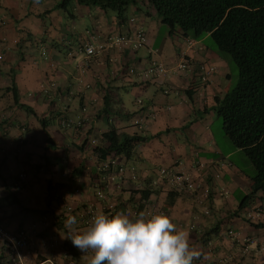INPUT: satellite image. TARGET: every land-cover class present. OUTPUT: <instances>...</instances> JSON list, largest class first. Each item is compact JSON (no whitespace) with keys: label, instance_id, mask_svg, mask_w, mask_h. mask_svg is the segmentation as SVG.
<instances>
[{"label":"crops","instance_id":"crops-1","mask_svg":"<svg viewBox=\"0 0 264 264\" xmlns=\"http://www.w3.org/2000/svg\"><path fill=\"white\" fill-rule=\"evenodd\" d=\"M61 1L0 0L4 19L0 24V196L12 192L21 203L0 206V217L10 228L27 229L30 244L24 264H88L90 253L75 247L78 256L73 258L64 245H72L65 237L64 220L76 215V230H82L78 215L87 204L107 214L108 202L114 205V214H125L131 207L141 211L147 202H155L178 228L189 231L190 243L202 250L196 264L213 259H224L222 264H264V252L242 253L239 242L227 233L232 229L239 237L263 239L264 196L259 198L258 193L237 208L251 187L252 175L230 159L241 149L212 128L213 98L229 89L230 75L224 56L207 42L208 34L170 35L168 26L142 0L128 6L129 14L121 22L97 5ZM137 27L146 34L140 49L114 45L92 58L82 51L93 37L102 42L110 34ZM181 51L194 65L214 66L210 83L200 84L196 71L190 77L171 70ZM150 59L164 64L168 72L142 78L139 71ZM126 91L133 94L130 108L124 105ZM142 106L151 109L154 118L138 132L132 121ZM77 117L85 118L82 126L60 124ZM110 127L145 139L120 155L124 177L103 184L99 181L103 158L97 146L104 145L100 136ZM177 161L189 171L203 164L200 172L210 186L206 202L210 214H204L188 193H180L167 205L168 190L150 184L159 166ZM131 168L134 180L128 177ZM21 171L26 178L19 182ZM100 188L107 200L96 197ZM221 188L228 190L226 196L216 192ZM143 190L149 191L147 196ZM248 211L258 214L248 217ZM0 264L9 263L0 258Z\"/></svg>","mask_w":264,"mask_h":264},{"label":"trees","instance_id":"trees-1","mask_svg":"<svg viewBox=\"0 0 264 264\" xmlns=\"http://www.w3.org/2000/svg\"><path fill=\"white\" fill-rule=\"evenodd\" d=\"M70 1L88 6L97 5L104 10L110 8L115 11L119 22L125 19L127 7L138 2V0H62L61 4ZM142 2L154 11L160 22L168 26L170 35L191 33L194 37H201L207 33L214 48L219 53L220 51L228 53L237 66L235 85L221 96H214L212 108L221 119L224 135L236 148L244 151L255 169L251 177V187L237 206L238 209L243 208L248 201L258 197V193L262 194L259 198L264 196V0H142ZM15 100L17 102V99ZM42 120L43 118L40 122L43 127ZM100 139L104 141V145H98L97 148L99 156L104 158L110 152L127 155L135 144L143 141L145 137L110 127L101 133ZM148 193L149 191L144 192L143 195L147 196ZM179 194L180 192L168 190L166 204L171 205ZM3 205L21 206V203L14 193L8 192L0 196V206ZM5 227L12 231L20 228L13 229L7 225ZM64 245L73 258L78 256L73 245L67 242ZM6 255L7 251L1 245L0 258L5 259Z\"/></svg>","mask_w":264,"mask_h":264},{"label":"built area","instance_id":"built-area-1","mask_svg":"<svg viewBox=\"0 0 264 264\" xmlns=\"http://www.w3.org/2000/svg\"><path fill=\"white\" fill-rule=\"evenodd\" d=\"M4 23V19L0 18V24ZM187 43L191 44V40L187 39ZM146 44V34L144 29L137 27L134 29H129L124 33H118L114 35H108L104 41L100 42L95 37L89 39L85 42L83 46V53L87 58H92L99 55L109 46H119L131 48L133 50L140 49ZM195 69V70H194ZM214 66L206 63L193 64L190 58L184 51H181L179 54L178 61L174 64L171 69L175 73L183 72L189 74L190 77L194 76L196 71V79L200 84H207L211 81V75L214 71ZM133 68H129V72H133ZM168 70L161 62L150 59L147 66L142 68L139 71V75L144 79H152L155 77H160L163 74L167 73ZM168 89H164V92H167ZM138 104H142L141 98H136ZM82 111H85V107H82ZM154 118V112L151 109L145 108L142 106L133 116L132 124L137 129L138 132H143L151 120ZM83 117H77L76 119L65 118L62 119L60 124L63 127L74 125L76 127L82 126L84 123ZM108 120H112V117H108ZM91 144L96 143L95 138L90 139ZM120 155L110 152L108 153L101 161V170L102 175L100 176L99 181L103 184L109 182H114L115 180H120L124 177L126 168L124 163L120 160ZM203 167V164L200 163L198 168L189 171L183 169L180 165V162H174L167 166H159L156 171L153 179L150 184L154 187L161 186L163 189L176 191L180 193H188L195 198V201L200 205L204 214H210V208L206 204L208 196L210 194V186L207 179H204V176L200 172V169ZM19 182L24 181L26 178V173L24 171L19 172ZM128 177L132 180L136 179L135 172L131 168ZM214 177H219V172L214 173ZM220 196H226L228 190L221 188L216 191ZM96 197L99 199L107 200V196L104 193L103 189L100 188L96 190ZM107 214H114L113 209L114 205L111 202L106 204ZM143 211L146 215H150L156 212H162L161 208L155 202H147ZM98 212L97 206L93 203H88L87 206L79 213L78 217L81 220V224L85 227L89 222L92 216ZM138 212L137 207H131L125 210V214L130 216H135ZM258 212L252 213L251 211L247 212L248 217H253L257 215ZM193 228L194 225L191 224ZM227 233L230 236L236 238L241 246V252L244 254L254 253L260 254L264 252V238L259 239L252 236H242L239 237L238 233L232 229H228ZM30 244L29 234L26 228L20 227L14 231L9 230L5 227L4 223L0 221V247L3 245L7 251L5 261L9 264H24L25 253L27 252L28 246ZM210 245V242H207ZM224 259L213 260L209 264H222Z\"/></svg>","mask_w":264,"mask_h":264},{"label":"clouds","instance_id":"clouds-1","mask_svg":"<svg viewBox=\"0 0 264 264\" xmlns=\"http://www.w3.org/2000/svg\"><path fill=\"white\" fill-rule=\"evenodd\" d=\"M77 216L64 225L72 245L90 253L88 264H196L204 255L190 243L189 231L178 228L166 213L135 216L97 212L77 231Z\"/></svg>","mask_w":264,"mask_h":264},{"label":"rangeland","instance_id":"rangeland-1","mask_svg":"<svg viewBox=\"0 0 264 264\" xmlns=\"http://www.w3.org/2000/svg\"><path fill=\"white\" fill-rule=\"evenodd\" d=\"M129 9H130V7H128L126 9V12H125L126 16L129 14L128 13ZM106 11L109 12V14L110 13L115 14V11L110 9V8H108ZM81 25H82V23L80 22V26ZM82 27H83V25H82ZM208 41L211 42V38H209V36L207 37V42ZM220 54L222 56H224V60L227 62V66H228L227 71L229 72V75H230V78H229V89H230L231 87H233L235 85V83L237 81V66H236L235 62L233 61L232 57L228 53H226L224 51H220ZM122 95H123V99H124L125 108H130L131 100L133 99V94H131L129 91H126V92H123ZM213 119L215 120V122H214L212 128L219 130L218 132L220 134H223L222 129H221L220 117L215 114ZM230 159H234L235 163H237V165L247 175H253L254 174L255 169H254L250 159L247 157V155L244 153L243 150H239L237 153H235V155L231 156Z\"/></svg>","mask_w":264,"mask_h":264}]
</instances>
